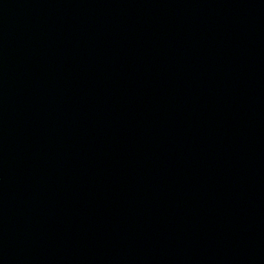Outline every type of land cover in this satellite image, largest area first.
Wrapping results in <instances>:
<instances>
[{"label":"water","instance_id":"water-1","mask_svg":"<svg viewBox=\"0 0 264 264\" xmlns=\"http://www.w3.org/2000/svg\"><path fill=\"white\" fill-rule=\"evenodd\" d=\"M0 264H264V0H0Z\"/></svg>","mask_w":264,"mask_h":264}]
</instances>
